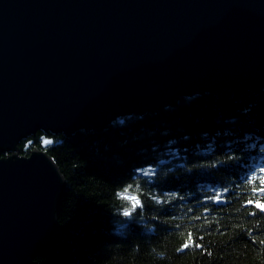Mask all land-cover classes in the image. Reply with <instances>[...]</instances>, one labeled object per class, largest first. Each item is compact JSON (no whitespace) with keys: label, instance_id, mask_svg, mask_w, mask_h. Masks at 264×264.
Wrapping results in <instances>:
<instances>
[{"label":"water","instance_id":"obj_1","mask_svg":"<svg viewBox=\"0 0 264 264\" xmlns=\"http://www.w3.org/2000/svg\"><path fill=\"white\" fill-rule=\"evenodd\" d=\"M263 86L264 0H0V264L62 235L65 180L21 140Z\"/></svg>","mask_w":264,"mask_h":264},{"label":"trees","instance_id":"obj_2","mask_svg":"<svg viewBox=\"0 0 264 264\" xmlns=\"http://www.w3.org/2000/svg\"><path fill=\"white\" fill-rule=\"evenodd\" d=\"M33 149L66 181L61 238L35 264H264V86L181 97L100 132L37 131L18 154Z\"/></svg>","mask_w":264,"mask_h":264},{"label":"snow or ice","instance_id":"obj_3","mask_svg":"<svg viewBox=\"0 0 264 264\" xmlns=\"http://www.w3.org/2000/svg\"><path fill=\"white\" fill-rule=\"evenodd\" d=\"M261 190H264V188H262ZM125 199L130 201L133 208L139 205V200L135 196H125ZM255 206H257L261 211H264V203L259 202L258 205L255 204ZM125 214L128 215L129 213L126 212Z\"/></svg>","mask_w":264,"mask_h":264},{"label":"bare ground","instance_id":"obj_4","mask_svg":"<svg viewBox=\"0 0 264 264\" xmlns=\"http://www.w3.org/2000/svg\"><path fill=\"white\" fill-rule=\"evenodd\" d=\"M221 90V89H220ZM218 91V90H217ZM215 92V91H214ZM167 107H171V106H167ZM165 108V107H164ZM46 153V152H45ZM50 156V155H49ZM52 158V157H51ZM53 159V158H52ZM54 161V160H53ZM55 162V161H54ZM56 164V163H55ZM57 165V164H56ZM58 167V166H57ZM58 169H59V167H58ZM59 171H60V169H59ZM62 174V173H61ZM63 176V175H62ZM64 178V177H63ZM65 180V179H64ZM65 185H66V181H65ZM65 193V192H64ZM217 199H219V198H217Z\"/></svg>","mask_w":264,"mask_h":264}]
</instances>
